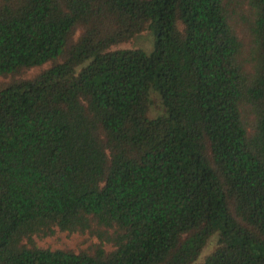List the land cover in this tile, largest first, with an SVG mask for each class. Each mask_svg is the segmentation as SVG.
I'll use <instances>...</instances> for the list:
<instances>
[{
    "label": "trees",
    "instance_id": "16d2710c",
    "mask_svg": "<svg viewBox=\"0 0 264 264\" xmlns=\"http://www.w3.org/2000/svg\"><path fill=\"white\" fill-rule=\"evenodd\" d=\"M0 76V264H264V0H0Z\"/></svg>",
    "mask_w": 264,
    "mask_h": 264
},
{
    "label": "rangeland",
    "instance_id": "374dc122",
    "mask_svg": "<svg viewBox=\"0 0 264 264\" xmlns=\"http://www.w3.org/2000/svg\"><path fill=\"white\" fill-rule=\"evenodd\" d=\"M153 36L152 33L148 30H144L141 33L137 34L129 41L122 42L116 45H113L112 48H142L144 50H150L152 47ZM38 69L29 70L27 75H31L36 72ZM8 78L0 76V82L6 81ZM94 238L85 234L78 233H67V232H59L57 231L54 235L46 236V237H38L36 238L37 245L41 247H49L51 249H72L75 251L85 249L88 247ZM216 244V236L212 237L205 247L200 257L197 259V262H201L202 259L209 254ZM109 248V247H107Z\"/></svg>",
    "mask_w": 264,
    "mask_h": 264
}]
</instances>
